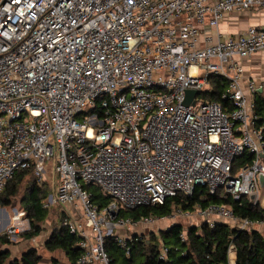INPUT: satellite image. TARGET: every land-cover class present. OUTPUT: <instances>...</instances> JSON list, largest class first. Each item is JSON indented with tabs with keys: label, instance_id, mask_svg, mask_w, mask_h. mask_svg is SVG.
I'll use <instances>...</instances> for the list:
<instances>
[{
	"label": "built area",
	"instance_id": "2783aa9c",
	"mask_svg": "<svg viewBox=\"0 0 264 264\" xmlns=\"http://www.w3.org/2000/svg\"><path fill=\"white\" fill-rule=\"evenodd\" d=\"M258 9L264 0H0V193L22 169L44 180L55 157L44 207L80 206L81 218L64 221L79 238L78 264H111L105 236L126 247L135 233L119 230L166 218L263 232L264 220L239 218L226 203L117 219L120 208L196 187L263 207L254 97L264 81L246 77L240 60L264 50V25L219 29L228 14ZM212 74L227 81L231 109L200 94ZM189 91L199 93L185 104ZM245 154L250 161H236ZM89 184L112 201L99 209ZM21 216L0 234L28 230ZM228 258L234 264L232 249Z\"/></svg>",
	"mask_w": 264,
	"mask_h": 264
},
{
	"label": "trees",
	"instance_id": "16d2710c",
	"mask_svg": "<svg viewBox=\"0 0 264 264\" xmlns=\"http://www.w3.org/2000/svg\"><path fill=\"white\" fill-rule=\"evenodd\" d=\"M210 87L201 92L209 101H216L224 108H232L231 103L221 96L227 81L220 76L211 75ZM254 112L256 124L264 122V90L254 97ZM264 140V131H263ZM251 156L245 154L237 157L236 161H250ZM26 174L33 175L30 169L15 172L8 181L5 189L0 193V205L10 204L12 197L18 191L20 183ZM27 187V193L22 199V206L29 220L30 227L22 233L25 239L38 236L41 224L48 217V208L44 207L50 191L44 187V180L35 176ZM83 188L91 193L90 201L99 209L106 207L111 197L104 195L101 189L94 184L84 185ZM201 194L207 195L201 198ZM209 203H226L233 210L235 216L248 220H264V208L254 204L248 197L234 200L223 198L217 194L210 195L205 188L196 187L193 194H176L166 197L162 204L141 205L133 209L120 208L117 219L124 218L131 221L141 220L143 217L163 218L174 209H193L195 206H205ZM59 226L55 227L44 242L47 251L61 250L69 264H78L77 260L82 250L77 245L78 237L69 232L64 224L70 217L64 214ZM11 241L0 234V264H38L42 257L35 248L24 250L19 257H10L7 247ZM104 249L110 258L111 264H228L229 250L232 249L234 264H264V233L258 229H238L226 223L218 222L213 227L205 223L189 225L184 229L181 223H173L165 229L159 230L158 235L149 236L134 234L127 238L126 247H121L114 235L104 237ZM165 254L160 257L161 250Z\"/></svg>",
	"mask_w": 264,
	"mask_h": 264
},
{
	"label": "rangeland",
	"instance_id": "374dc122",
	"mask_svg": "<svg viewBox=\"0 0 264 264\" xmlns=\"http://www.w3.org/2000/svg\"><path fill=\"white\" fill-rule=\"evenodd\" d=\"M239 16L244 17V12L239 13ZM246 59V58H244ZM55 164V157L50 158L46 164V173H45V186L49 191V195L54 193L55 186L57 184V174L53 171V167ZM56 176V178H55ZM35 176L26 174L23 181L20 183L18 187V191L14 197H12L10 204L4 207V214L7 217V220L21 214V220L26 219V214L22 206V199L24 198L25 194L27 193V187L30 183L35 180ZM263 193L264 198V188L261 190V194ZM47 196V198L49 197ZM263 207H264V200H263ZM68 215L71 219L81 218V208L79 205H60V204H52L48 208V217L47 219L41 224V232L38 236L25 239L22 236V231L19 232L16 237H11L9 240L11 241L10 244L7 246L10 252V257H19L21 253L33 247L36 249L37 253L41 255L42 260L38 264H69L65 254L61 250H55L53 252L47 251L44 247V242L52 230L59 226L61 220L63 219L62 215ZM173 223H181L184 229H187L189 225H191L190 220L182 219V218H175V219H161L156 221L153 224H141L139 226L130 227V230H119L118 232L127 237L133 233L149 236L150 233H154L158 235L159 230L165 229ZM7 225V224H6ZM5 225V226H6ZM2 227V226H0ZM25 231V230H24ZM2 232V231H1ZM264 233V231H263Z\"/></svg>",
	"mask_w": 264,
	"mask_h": 264
},
{
	"label": "crops",
	"instance_id": "0c3cea01",
	"mask_svg": "<svg viewBox=\"0 0 264 264\" xmlns=\"http://www.w3.org/2000/svg\"><path fill=\"white\" fill-rule=\"evenodd\" d=\"M249 25H264V9L246 11L244 17H240L239 13H230L220 23L219 29L225 34H235ZM240 62L246 77L254 78L258 82L264 81V50L241 59ZM6 223V216L0 213V226Z\"/></svg>",
	"mask_w": 264,
	"mask_h": 264
},
{
	"label": "water",
	"instance_id": "95a60500",
	"mask_svg": "<svg viewBox=\"0 0 264 264\" xmlns=\"http://www.w3.org/2000/svg\"><path fill=\"white\" fill-rule=\"evenodd\" d=\"M261 90H259L260 92ZM199 92L198 91H189L187 93V99L185 100V104H189L191 102V97L195 96L196 94H198ZM261 182H263V177L261 178ZM0 210H4V207H1L0 206ZM116 214H113V217L115 216ZM7 224V223H6ZM5 224V225H6ZM4 226L0 227V231H2L4 229Z\"/></svg>",
	"mask_w": 264,
	"mask_h": 264
},
{
	"label": "bare ground",
	"instance_id": "6f19581e",
	"mask_svg": "<svg viewBox=\"0 0 264 264\" xmlns=\"http://www.w3.org/2000/svg\"><path fill=\"white\" fill-rule=\"evenodd\" d=\"M0 213H3L4 214V212H3V210H0ZM5 215V214H4ZM7 218V217H6ZM8 221V220H7Z\"/></svg>",
	"mask_w": 264,
	"mask_h": 264
}]
</instances>
